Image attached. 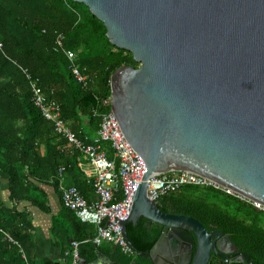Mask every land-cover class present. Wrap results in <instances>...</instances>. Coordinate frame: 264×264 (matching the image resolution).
<instances>
[{"label":"water","instance_id":"1","mask_svg":"<svg viewBox=\"0 0 264 264\" xmlns=\"http://www.w3.org/2000/svg\"><path fill=\"white\" fill-rule=\"evenodd\" d=\"M75 1L141 63L123 65L111 83L125 138L147 168L123 221L128 242V224L145 217L162 226L152 248L137 252L152 264L231 258L229 235L161 209L147 180L181 171L264 204V0Z\"/></svg>","mask_w":264,"mask_h":264},{"label":"trees","instance_id":"2","mask_svg":"<svg viewBox=\"0 0 264 264\" xmlns=\"http://www.w3.org/2000/svg\"><path fill=\"white\" fill-rule=\"evenodd\" d=\"M107 31L105 22L83 2L0 0V173L8 181L3 186L0 177V264L38 260L30 212L18 207L28 202L52 214L44 187L51 184L59 191L61 166L66 167L65 178L82 192L90 185L78 165L80 151L69 152V142L35 105L32 83L60 104L63 118L80 138L91 141L100 127L101 100L112 93L113 74L123 65L141 64L130 50L112 43ZM60 36L63 48L74 51L73 60L58 47ZM73 66L87 77L85 82L78 80ZM157 204L166 212L190 215L205 226L221 228L256 261L264 262V211L251 200L215 187L187 185L164 195ZM52 219V228L70 243V249L72 240H79L82 258L95 254L93 224L82 222L65 206ZM3 231L22 244L27 261ZM161 232L160 224L142 217L136 225H128L134 254L111 242L108 248L123 262L152 264L137 252L152 248ZM43 264L56 263L45 259Z\"/></svg>","mask_w":264,"mask_h":264},{"label":"built area","instance_id":"3","mask_svg":"<svg viewBox=\"0 0 264 264\" xmlns=\"http://www.w3.org/2000/svg\"><path fill=\"white\" fill-rule=\"evenodd\" d=\"M57 44L66 51L69 59L75 58L74 51L63 48L62 36L58 38ZM73 72L79 81H86L87 77L82 74L79 67L73 66ZM32 88L35 105L39 107L44 117L53 123L54 131L64 137L72 149L80 151L78 164L87 180L94 186L96 200L89 202L76 186L65 187L61 182L63 205L74 211L81 220L97 225V233L93 238L97 245L107 241L119 246L126 254H134L135 250L126 238L123 221L130 215L135 195L147 168L125 138L112 105V94L101 100L104 110L98 113L101 116L100 127L97 135L89 141L88 138L83 140L77 135L63 118L60 104L56 100H49L41 86L33 82ZM105 142L110 144L111 156L103 146ZM59 172L61 175L63 168ZM187 185L215 187L228 194L248 199L228 187L181 171L150 176L147 180V194L152 201L157 202L164 195ZM251 201L264 211L263 203ZM3 233L5 239L19 245L13 236L5 231ZM80 245L81 241L72 240L71 264H81Z\"/></svg>","mask_w":264,"mask_h":264},{"label":"crops","instance_id":"4","mask_svg":"<svg viewBox=\"0 0 264 264\" xmlns=\"http://www.w3.org/2000/svg\"><path fill=\"white\" fill-rule=\"evenodd\" d=\"M107 148L109 149V151L108 150L107 151H108L109 155L111 156L112 151H111V147L109 144H108ZM67 149H69V152H71V153L73 152V149L70 145ZM62 168H63V172L60 175V177H61L60 187H61V182H62V184H64L65 187L75 186L74 184L70 183V181H68L65 178L66 167L61 166L60 169H62ZM0 177H1L2 185L6 186V184L8 183V181H6L7 178H3L1 173H0ZM87 182L90 185L86 184L87 187L84 189V192H82L77 186L76 187L79 189L81 194L89 202H94L96 200V194H95L94 186L88 180H87ZM3 188H5V187H3ZM44 188L48 193V200L50 202L52 214L44 213V212L36 209L35 207H33L28 202L21 203L18 207V209H23V208L27 207V209L30 212V223H31L30 224L31 225L30 232L34 235V237L36 239V243H37V246L35 247V253L38 256V260L35 261V264H43V261L45 259H51L56 264H68L67 258H70V264H71L72 256H71V252H70V250H71L70 249V243H68L66 240L63 241L61 239V233H58L57 231H55L52 228V222H53L52 216H56L64 206L63 202H62L61 188L59 189V191H56L51 184L45 185ZM81 221L84 223L93 224L90 222H85L83 220H81ZM93 225L95 226V228H96L95 232L97 233V225H95V224H93ZM64 235L65 234L63 233L62 234L63 238H64ZM100 244L97 245V243H96V246H95L96 252L94 255H92V256L89 255L88 259L85 257L83 258L86 260L87 264H94V263H96L95 261H97L96 264H131V263L123 262L121 259L118 258V256H115V254H113L112 250L108 248L109 242L103 241ZM83 248L86 250L87 253H89L88 247L84 246ZM80 250H81V245H80ZM98 258H100V261L98 260ZM32 264H33V262H32Z\"/></svg>","mask_w":264,"mask_h":264},{"label":"flooded vegetation","instance_id":"5","mask_svg":"<svg viewBox=\"0 0 264 264\" xmlns=\"http://www.w3.org/2000/svg\"><path fill=\"white\" fill-rule=\"evenodd\" d=\"M151 222V221H150ZM130 224V223H129ZM128 224V225H129ZM208 231L212 232L214 230H222L221 228H218L214 225L205 226ZM223 231V230H222ZM224 232V231H223ZM225 233V232H224ZM226 235H229L225 233ZM230 236V235H229ZM231 238V236H230ZM232 242H234L236 245L230 247L231 250H229L227 246V250L231 251V254H234L231 258H225L222 255H217L214 252L211 253V257L209 259V262L211 264H250L247 259V255L249 256V259L251 262H254L255 264H264V262H258L253 257L252 254H250L248 251L244 250L242 247L238 245L236 241H234L231 238ZM244 257V258H243ZM243 258V259H242ZM246 258V259H245ZM209 263V264H210Z\"/></svg>","mask_w":264,"mask_h":264},{"label":"bare ground","instance_id":"6","mask_svg":"<svg viewBox=\"0 0 264 264\" xmlns=\"http://www.w3.org/2000/svg\"><path fill=\"white\" fill-rule=\"evenodd\" d=\"M19 249H20V252H21V255H22L23 259H24L25 261H27V256H26V253H25V251H24V248H23L22 245H20V244H19Z\"/></svg>","mask_w":264,"mask_h":264},{"label":"rangeland","instance_id":"7","mask_svg":"<svg viewBox=\"0 0 264 264\" xmlns=\"http://www.w3.org/2000/svg\"><path fill=\"white\" fill-rule=\"evenodd\" d=\"M108 144H109V143H106V142H105V143H103V146H104V148H106V149L109 151V149L107 148ZM109 145H110V144H109Z\"/></svg>","mask_w":264,"mask_h":264}]
</instances>
